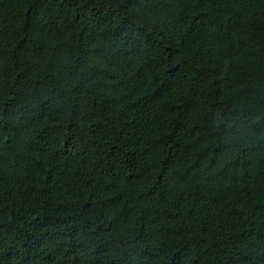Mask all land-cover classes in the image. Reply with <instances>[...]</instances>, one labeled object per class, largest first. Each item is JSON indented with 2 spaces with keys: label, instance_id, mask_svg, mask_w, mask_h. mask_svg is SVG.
I'll return each mask as SVG.
<instances>
[{
  "label": "trees",
  "instance_id": "1",
  "mask_svg": "<svg viewBox=\"0 0 264 264\" xmlns=\"http://www.w3.org/2000/svg\"><path fill=\"white\" fill-rule=\"evenodd\" d=\"M0 264H264V0H0Z\"/></svg>",
  "mask_w": 264,
  "mask_h": 264
}]
</instances>
